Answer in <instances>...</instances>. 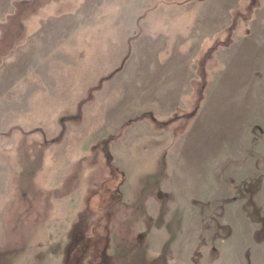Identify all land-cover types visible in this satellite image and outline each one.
<instances>
[{
    "label": "rangeland",
    "instance_id": "374dc122",
    "mask_svg": "<svg viewBox=\"0 0 264 264\" xmlns=\"http://www.w3.org/2000/svg\"><path fill=\"white\" fill-rule=\"evenodd\" d=\"M79 2L93 22L64 51L0 35V264H264V172L233 158L247 116L216 113L264 108V0ZM249 37V74L209 101Z\"/></svg>",
    "mask_w": 264,
    "mask_h": 264
},
{
    "label": "crops",
    "instance_id": "0c3cea01",
    "mask_svg": "<svg viewBox=\"0 0 264 264\" xmlns=\"http://www.w3.org/2000/svg\"><path fill=\"white\" fill-rule=\"evenodd\" d=\"M79 0H0V35L8 38L18 36L27 37L25 42L11 39L8 43L11 52L28 51L31 53L60 52L65 50L67 36H76L77 32L84 24L91 25L95 13L80 6ZM74 6H76L74 8ZM14 40V41H13ZM248 41V44H247ZM3 42V40H2ZM247 45V46H246ZM225 51L220 56L219 65L211 73V79L207 85V98L215 103L224 98L226 82L242 81L245 70L249 74L252 63L256 57V48L253 46L252 38L233 42L232 47H225ZM224 48V49H225ZM224 51V50H223ZM163 64V63H162ZM159 67L158 64H155ZM176 63L174 67H179ZM200 62L195 63L194 68H199ZM174 68L173 66H170ZM190 72L184 77L185 81L196 80V74ZM189 90V89H188ZM237 86L233 88L232 94L225 97L228 100L236 98ZM218 116H247L246 132H240L236 137L235 144L238 151L233 158L242 164H250L251 174H261L264 172V108L260 105L249 112L237 110H219ZM222 125L221 127H223ZM258 128L256 133L253 130ZM219 143L207 142L205 152L211 154L213 149L219 147ZM252 149V151H251ZM210 156V155H209ZM220 161L227 162V158L222 156ZM249 172L245 175L248 178ZM264 190V185L263 189Z\"/></svg>",
    "mask_w": 264,
    "mask_h": 264
}]
</instances>
